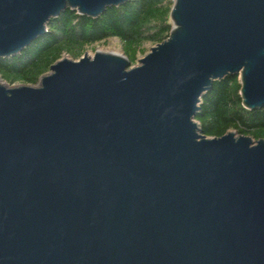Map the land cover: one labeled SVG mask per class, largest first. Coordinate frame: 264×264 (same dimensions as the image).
Returning a JSON list of instances; mask_svg holds the SVG:
<instances>
[{
	"label": "water",
	"instance_id": "1",
	"mask_svg": "<svg viewBox=\"0 0 264 264\" xmlns=\"http://www.w3.org/2000/svg\"><path fill=\"white\" fill-rule=\"evenodd\" d=\"M125 2L0 0V58ZM170 21L136 66L97 49L0 76V264H264V139L196 121L227 76L264 106V0H173Z\"/></svg>",
	"mask_w": 264,
	"mask_h": 264
},
{
	"label": "trees",
	"instance_id": "2",
	"mask_svg": "<svg viewBox=\"0 0 264 264\" xmlns=\"http://www.w3.org/2000/svg\"><path fill=\"white\" fill-rule=\"evenodd\" d=\"M173 0H126L108 7L98 17L80 15L67 9L52 18L47 32L20 54L0 58V76L9 84L37 85L42 75L67 54L79 59L87 48L119 39L134 65L149 47L166 40L172 29ZM239 76L215 81L202 99L196 115L203 133L221 137L228 130L264 139V106L248 110L242 105Z\"/></svg>",
	"mask_w": 264,
	"mask_h": 264
},
{
	"label": "rangeland",
	"instance_id": "3",
	"mask_svg": "<svg viewBox=\"0 0 264 264\" xmlns=\"http://www.w3.org/2000/svg\"><path fill=\"white\" fill-rule=\"evenodd\" d=\"M171 22V21H170ZM102 47H105V48H118L119 50H121V51H124V48H123V44H122V42L119 40V39H117V38H111V39H109V41H108V43L107 44H98V45H96V46H92V47H89V48H87L86 49V51L85 52H87L88 53V55L89 56H93L94 55V53H95V51L97 50V49H100V48H102ZM151 47V46H150ZM149 47V48H150ZM84 52V53H85ZM65 56H68V57H70L69 55H67V54H65ZM143 56H141L140 58H142ZM139 58V59H140ZM138 59V60H139ZM78 60V59H77ZM136 65H138V61L133 65V66H136ZM18 84H20V83H15V85H18Z\"/></svg>",
	"mask_w": 264,
	"mask_h": 264
},
{
	"label": "bare ground",
	"instance_id": "4",
	"mask_svg": "<svg viewBox=\"0 0 264 264\" xmlns=\"http://www.w3.org/2000/svg\"><path fill=\"white\" fill-rule=\"evenodd\" d=\"M99 51H102V52H108V51H112V52H116V53H122L123 51L119 50L118 48H105V47H102L99 49Z\"/></svg>",
	"mask_w": 264,
	"mask_h": 264
}]
</instances>
